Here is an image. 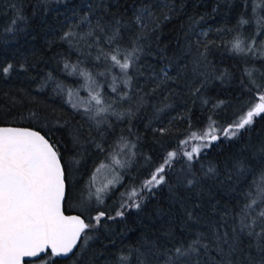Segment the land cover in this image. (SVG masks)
<instances>
[{
	"label": "trees",
	"instance_id": "trees-1",
	"mask_svg": "<svg viewBox=\"0 0 264 264\" xmlns=\"http://www.w3.org/2000/svg\"><path fill=\"white\" fill-rule=\"evenodd\" d=\"M96 2L0 0V126L34 129L59 150L67 176L64 211L94 225L86 230L91 238L85 240L83 234L71 257L53 258L50 264H122L121 256L130 257L127 264H137L136 249L143 252L152 242L171 246L170 231L177 238L185 236L181 228L186 211L193 205L200 204L195 211L205 215L213 206L219 212L235 211L244 202L243 194L252 176L237 180L234 163L250 162L255 175L264 156V114L254 117L253 124L232 139L222 131L258 103V95L264 91L253 87L245 75L250 70L256 82L264 84V58H257L264 32L257 35L253 0H174L171 19L162 23L159 39L156 34L148 37L146 44L150 47L145 50L150 54L140 63L159 65V57L165 55L173 58V75L179 76L148 96L143 106L135 100L120 99L124 93L134 96L137 84L144 85V78L136 76L134 69L129 71L133 77L130 91L118 67H111L103 57L95 59L97 48L62 39L69 29L87 30L86 25H75L90 11L87 5ZM105 3L111 5L110 11L126 12L130 18L132 6L139 0ZM21 11L25 19L13 25L12 20ZM258 13L264 15V7ZM241 19L248 23L242 24ZM128 35L131 32L126 33L124 46L129 44ZM236 38L246 45L255 39L256 55L233 52L231 43ZM204 41L208 42L207 61L193 73L192 62L204 51ZM103 47L109 50L108 45ZM8 64L13 69L4 75L2 69ZM65 64L69 65L67 69ZM81 71L89 73L91 79L81 76ZM101 72L105 74L99 75ZM95 91L112 109L92 118L94 112L85 108L99 107L90 103V92ZM210 124L215 128L216 141L203 147L201 141L189 139L192 132H203ZM185 140L188 144L182 145ZM197 146L201 151L191 166L183 155L174 159L170 168L164 165L169 152L181 153ZM113 157L123 166L114 164ZM161 165L165 166L161 173L165 183L151 191L144 189L145 181ZM209 166L218 171L215 180L203 178ZM108 169L113 171L114 182L102 194L103 203L94 197L85 203L94 174ZM229 173L233 180L222 186L220 182ZM193 174L201 183L188 189L182 182ZM133 189L139 193L133 200L140 203V208L128 198ZM101 211L106 215L97 226L94 217ZM117 211L123 216L117 217Z\"/></svg>",
	"mask_w": 264,
	"mask_h": 264
},
{
	"label": "snow or ice",
	"instance_id": "snow-or-ice-1",
	"mask_svg": "<svg viewBox=\"0 0 264 264\" xmlns=\"http://www.w3.org/2000/svg\"><path fill=\"white\" fill-rule=\"evenodd\" d=\"M110 7L105 0L89 3L87 8L90 11L81 17L79 24L75 25L76 28L86 25L87 30L75 32L69 29L62 39L83 44L89 49L97 48L95 59L98 61L103 57L111 62V67H118L123 73L124 85L130 91L133 90V77L129 75V71L134 69L136 76L144 78V85L141 87L137 84L138 91L134 96L124 93L120 99L135 100L138 106H143L147 103L148 96L169 82H174L179 76V73L173 75V58L165 55L159 57L162 61L159 65L140 63L142 57L150 54L145 50L146 47H150L146 44L148 37L156 34L159 39L160 27L162 23L171 19L175 2L139 0L138 4L132 6L134 10L130 18L126 12L110 11ZM262 7L264 0H253L252 12L259 29L257 35L264 32V15L258 13ZM23 19L25 17L22 11L18 12L12 24L15 25L17 20ZM240 22L248 23L244 19ZM127 32H131V35H128V46H124L122 41ZM200 43L197 40V44ZM256 43L253 39L246 45L244 40L236 38L231 43V50L237 54L256 55L258 50L254 47ZM103 45H108L109 50L105 51ZM203 47L204 51L192 62L193 73L207 61V41L203 42ZM259 51L261 55L257 58H264V41H261ZM88 54L91 55L90 52ZM68 67L69 65L65 64V68ZM12 69L13 65L8 64L3 67L2 72L7 75ZM72 70L77 71L75 66ZM79 74L91 79L89 73L81 71ZM245 75L258 91L264 89V84L256 82L252 71L246 70ZM144 88H148L149 91H144ZM112 91L115 92L116 88L113 87ZM199 91V88L195 89V92ZM68 95L71 96L72 92L69 91ZM90 97V103L94 102L99 106L85 108L86 112H94L92 118L110 113L112 105L105 106L99 91H95V94L90 92ZM258 101L239 120L222 130L225 137L232 139L241 129L252 125L254 117L264 114V91H260ZM213 124L203 132H192L189 139L199 140L203 147H207L210 142L218 139L214 134ZM188 142L182 141V145ZM200 151L201 148L197 146L190 151L182 149L181 153L169 152L164 165L170 168L171 162L179 155H183L191 166L194 157H199ZM261 152H264V149H261ZM113 163L123 166L115 157ZM259 163L262 167L255 175L252 174L250 162L239 160L234 163L237 180L252 176L251 184L243 194L244 202L238 205L235 211L219 212L217 207L213 206L210 213L205 215L195 211L200 204L193 205L192 210L186 211V219L181 228L185 236L177 238L175 233L170 231L168 235L172 241L171 246L152 242L144 246L143 252L139 248L136 249L137 264H264V156ZM164 165L157 168L145 181L142 186L144 189L151 191L153 187L165 183V177L161 175L165 172ZM96 171L99 172L100 169ZM218 175L217 169L209 166L203 178L215 180ZM66 180V169L59 150L44 135L27 128L0 127V264H50L53 258L67 257L73 253L82 234L85 240L91 238L85 230L91 229L94 225L85 223L80 216L65 215ZM232 180L233 175L229 173L220 183L223 186ZM111 183L112 181H109L103 187H96L95 192H92L91 187L95 186L94 174L84 202L87 203L94 197L98 203H103L102 194ZM200 183L201 180L194 174L182 182L188 189H193ZM138 195L139 193L133 189L128 197L136 208L141 206L139 202L133 200ZM123 214L122 211L116 212L117 217ZM105 215L101 211L94 217L97 226ZM216 216H219V219H216ZM120 260L122 264H127L130 257L121 256Z\"/></svg>",
	"mask_w": 264,
	"mask_h": 264
},
{
	"label": "rangeland",
	"instance_id": "rangeland-1",
	"mask_svg": "<svg viewBox=\"0 0 264 264\" xmlns=\"http://www.w3.org/2000/svg\"><path fill=\"white\" fill-rule=\"evenodd\" d=\"M102 173H97L95 175V186L103 187L105 184H108L109 181H112V184L114 182L113 180V171L108 169L104 170ZM111 185V184H109ZM109 187V186H108Z\"/></svg>",
	"mask_w": 264,
	"mask_h": 264
},
{
	"label": "water",
	"instance_id": "water-1",
	"mask_svg": "<svg viewBox=\"0 0 264 264\" xmlns=\"http://www.w3.org/2000/svg\"><path fill=\"white\" fill-rule=\"evenodd\" d=\"M0 127H14V128H27V129H30V130H34V129H31V128H28V127H19V126H0ZM34 131H36V130H34ZM40 133V132H39ZM41 134V133H40ZM42 135V134H41ZM46 138V137H45ZM47 139V138H46ZM67 188V187H66ZM65 215H69V216H79V215H77V214H66L65 213ZM81 217V216H80ZM82 218V217H81ZM83 219V218H82ZM85 221V220H84ZM86 223V222H85ZM87 230V229H86ZM85 230V231H86ZM82 236H83V234H82ZM82 236H81V239H82ZM81 239H80V241H78L77 242V247L76 248H74L73 249V253H70L67 257H56L57 259H60V260H65V259H68L69 257H71L73 254H74V252L76 251V249L78 248V246H79V244H80V242H81Z\"/></svg>",
	"mask_w": 264,
	"mask_h": 264
}]
</instances>
